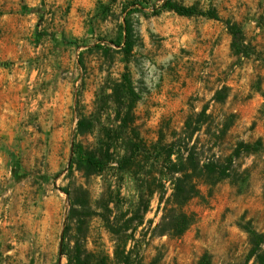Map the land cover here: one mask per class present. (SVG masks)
Wrapping results in <instances>:
<instances>
[{"label": "rangeland", "instance_id": "rangeland-1", "mask_svg": "<svg viewBox=\"0 0 264 264\" xmlns=\"http://www.w3.org/2000/svg\"><path fill=\"white\" fill-rule=\"evenodd\" d=\"M164 1L218 21L176 17ZM122 21L127 56L113 45ZM223 22L246 56L230 53ZM78 118L91 126L81 135ZM254 142L212 184L188 170L172 205L168 144L199 168ZM76 145L104 168L77 170ZM177 213L188 224L173 237ZM246 231L264 250V0H0V264H65L70 250L92 263L251 264Z\"/></svg>", "mask_w": 264, "mask_h": 264}, {"label": "trees", "instance_id": "trees-1", "mask_svg": "<svg viewBox=\"0 0 264 264\" xmlns=\"http://www.w3.org/2000/svg\"><path fill=\"white\" fill-rule=\"evenodd\" d=\"M158 9L165 12H170L174 16L180 18L199 17L205 20L218 21L215 13L212 10L198 11L193 7H181L168 1L162 2L158 6ZM223 26L226 35L229 37L228 48L230 53L238 57L246 56V47L242 44L243 40L238 28L234 24H230L228 22H223ZM118 30V36L116 38V42L113 43V45L116 47L120 46L119 51L121 54L123 56H127L133 46V42L131 41L130 32L127 25H125V21H122V26L119 27ZM126 88L127 81L122 79L120 84L116 85L114 89L111 90V95L114 96L113 102L116 108L119 106L120 99H124L125 95H129V91H127ZM129 109L130 101L125 107V111L127 112ZM90 127L91 126L88 121L78 118L75 122L74 134L81 135L90 129ZM173 145V143L168 144L167 147L163 149L164 152L161 155V162L166 166V174L171 185L170 196L172 198V205L177 204V201L175 200V191H177V188H182L186 182L188 183V178L186 177V172L188 170L193 172V170L197 169L204 180L209 182V184H212L213 182L226 177V175H224V171L229 168L231 158H236L239 154L253 153L259 146L258 142H254L251 145L237 144L231 151L229 157L223 161L224 165L222 167L209 162L203 163L199 165V168H196V162H193L194 159H192V155L189 150H185L184 152L186 153H184V156H182L178 150L175 152L172 151ZM137 151L138 149H135L133 146H131L130 150L128 149L127 151V155L119 157L115 161L118 170H125L127 166H131L133 164L135 152ZM103 154L105 156L106 151H103ZM72 156V162H74L76 165L77 170H82V172L87 176L100 172L104 168V164L107 160L106 156L104 158L100 157L95 159L92 155L84 153L77 145L72 148ZM171 156L173 159L169 160V157ZM210 178H213V181H207L210 180ZM176 183H178V186H175ZM179 192L180 191H178V193ZM187 224L188 219L185 216L180 213L173 214L169 216L167 220L168 233L170 236L177 237L182 233ZM245 233L247 236L248 249L244 257V263L250 260L251 264H264V250L260 248L263 238L260 235H256L250 231H246ZM63 256L65 258V264H106L104 259L94 261L92 263L91 259H89V256L85 255L83 252H78L75 250L66 251ZM118 264H130L129 254H125L121 258V262Z\"/></svg>", "mask_w": 264, "mask_h": 264}]
</instances>
